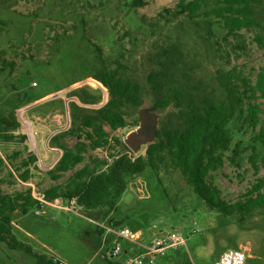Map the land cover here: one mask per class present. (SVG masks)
Wrapping results in <instances>:
<instances>
[{
	"label": "rangeland",
	"instance_id": "rangeland-1",
	"mask_svg": "<svg viewBox=\"0 0 264 264\" xmlns=\"http://www.w3.org/2000/svg\"><path fill=\"white\" fill-rule=\"evenodd\" d=\"M142 1L144 4L132 7L131 0H0V20L5 22L0 24V117L14 112L20 121L17 133L27 135L26 142L0 143L6 166L0 172V194L14 195L30 187L34 197L41 198L43 189L57 184L47 171L62 154L50 139L63 133L61 143L66 150L85 140L83 134L64 132L77 130L84 115L95 114L108 100L107 89L93 78L91 68L101 66L93 44L102 47L105 64L120 58L126 66L124 74L142 87L140 106L126 109V126L109 133L122 142L139 127V110L153 105L147 75L161 69L164 59L190 76V92L197 99L220 94L215 74L221 68L235 69L253 80L262 68L264 52L254 41L255 30L226 35L219 22L210 26L201 20L175 17L172 11L177 0ZM259 10L264 11V0ZM79 97L88 99L82 102ZM259 102L264 108V99ZM176 111L172 106L156 110L159 126ZM248 133L242 147L253 136V131ZM240 136L236 135L234 143ZM110 146L114 147L108 152L122 150L113 140ZM144 148L132 152L127 147L133 157L143 154ZM106 150L89 149L85 159L108 155ZM15 151L20 155L13 160ZM261 151L258 159L264 154ZM228 155L224 166L212 174L222 198L236 202L261 192L264 162L258 163L254 173L248 153L237 159L238 165L230 163ZM29 156L36 157L29 166L32 177L21 182L16 177L19 173L9 172L10 164ZM71 173L58 183H65ZM36 210L41 211L39 215ZM104 211L101 208L97 215L91 214L57 199L26 214L12 213L11 231L31 250L9 248L0 241V264H39L38 255L45 260L56 258L58 264H111L114 236L109 248L103 244L95 250L91 244L96 235L92 232L106 220L101 217ZM108 218L122 220L119 228H128L145 246L158 236L184 238V245L168 248L152 264H214L232 248L247 252V264H264V211L240 222L236 216L225 217L210 209L175 169L161 168L158 175L146 170L130 178L116 211ZM121 245L132 247L126 240Z\"/></svg>",
	"mask_w": 264,
	"mask_h": 264
},
{
	"label": "trees",
	"instance_id": "trees-1",
	"mask_svg": "<svg viewBox=\"0 0 264 264\" xmlns=\"http://www.w3.org/2000/svg\"><path fill=\"white\" fill-rule=\"evenodd\" d=\"M262 3L263 0H177L172 12L175 17L184 16L195 22L201 20L210 26H213V21L219 22L226 35H234L242 29L255 30L254 41L264 52V11L259 10ZM130 4L135 7L144 2L131 0ZM2 23L5 22L0 20ZM93 45L95 58L101 65L91 68L94 71L93 78L107 89L108 100L95 114L84 115L82 125L77 130L64 132L74 133V136L83 134L85 137V140L77 141L72 150H66L61 143L63 133L50 139L55 147L62 150V154L47 171L49 178L57 184L43 189L41 198L34 197L30 187L14 195L0 194L1 242L9 248L21 247L24 251H30L31 248L21 243L11 231V214L16 211L26 214L31 208H42V204L57 199L69 202L74 200L80 208L91 214L95 212V215L98 209L104 208L106 211L102 212L101 217L106 220L102 221L118 228L122 220L108 217L116 211L117 201L124 193L128 180L142 175L146 170L158 175L161 168L178 170L194 193L210 209L225 217L236 216L240 222L264 211V188L259 193L246 195L242 200L229 202L222 198L221 190L214 184L212 175L224 166L226 153H229L228 161L235 165H238V158L248 153L247 161L254 173L258 171V163L264 162V154L258 159L261 149L264 151V108L263 103L259 102L264 99V62L254 80L251 76H240L235 69L217 70L215 77L221 87L220 94H204L197 99L190 92V76L179 71L169 59H164L161 69L147 75L154 96L153 106L155 110H165L172 106L177 111L160 124L155 140L143 145L144 153L133 157L122 140L117 136L110 137L109 133L126 126V109L140 106L142 87L139 82L124 74L126 66L120 58L112 64H105L102 47ZM168 51H163L164 55ZM120 57H123V53H120ZM87 99L81 100L86 102ZM251 99L255 102L251 103ZM19 125L20 121L15 118L14 112L0 117V143L26 142L27 135L17 133ZM250 131H253V136L242 147L243 138ZM239 134L241 136L234 143ZM111 140L122 150L108 152L114 147L110 146ZM99 148H106L108 155L90 157L86 161L88 150ZM19 155V151H15L11 157L15 160ZM32 162H36L35 156L19 160L16 164L11 163L9 172L19 173L16 177L21 182H27L32 177L29 169ZM4 167L5 160L0 153V172ZM69 172L72 173L67 175L66 182L58 183ZM92 233L96 234L91 241L95 250L103 244L109 248L112 237L116 239L114 234L105 235V229L100 225ZM118 241L121 242L120 239ZM130 244L132 247L129 248L122 246L125 252L118 260L110 257L108 261L111 264L125 263L127 253H135L140 249ZM37 261L39 264H58V260H45L40 255Z\"/></svg>",
	"mask_w": 264,
	"mask_h": 264
},
{
	"label": "built area",
	"instance_id": "built-area-1",
	"mask_svg": "<svg viewBox=\"0 0 264 264\" xmlns=\"http://www.w3.org/2000/svg\"><path fill=\"white\" fill-rule=\"evenodd\" d=\"M41 200V199H40ZM75 204V201H71ZM76 205V204H75ZM43 206V204H42ZM78 206V205H77ZM40 210H36L35 214L39 215ZM93 222H96L92 220ZM105 228V235L116 234L114 245L111 247L110 257L118 259L123 251L120 240H126L140 247L135 253H127L125 258L126 264H152L154 258L162 255L168 248L174 247L179 244H185L184 238L179 235L171 234L168 236H158L154 242L148 246L143 245L128 228H114L108 224L100 225ZM57 260L56 258H53ZM248 255L244 249H229L223 252L220 257L214 262V264H247Z\"/></svg>",
	"mask_w": 264,
	"mask_h": 264
},
{
	"label": "water",
	"instance_id": "water-1",
	"mask_svg": "<svg viewBox=\"0 0 264 264\" xmlns=\"http://www.w3.org/2000/svg\"><path fill=\"white\" fill-rule=\"evenodd\" d=\"M139 127L123 140L125 145L136 152L139 147L152 143L159 128V114L153 105L141 108L138 112Z\"/></svg>",
	"mask_w": 264,
	"mask_h": 264
},
{
	"label": "bare ground",
	"instance_id": "bare-ground-1",
	"mask_svg": "<svg viewBox=\"0 0 264 264\" xmlns=\"http://www.w3.org/2000/svg\"><path fill=\"white\" fill-rule=\"evenodd\" d=\"M29 130H31V137H33V133H32V128L30 126V124H28V127H27Z\"/></svg>",
	"mask_w": 264,
	"mask_h": 264
},
{
	"label": "crops",
	"instance_id": "crops-1",
	"mask_svg": "<svg viewBox=\"0 0 264 264\" xmlns=\"http://www.w3.org/2000/svg\"><path fill=\"white\" fill-rule=\"evenodd\" d=\"M103 224H106L105 222H103ZM111 227H114L112 224L110 225ZM107 232V231H106ZM113 235V234H112ZM132 249V248H131ZM125 250V249H124Z\"/></svg>",
	"mask_w": 264,
	"mask_h": 264
}]
</instances>
